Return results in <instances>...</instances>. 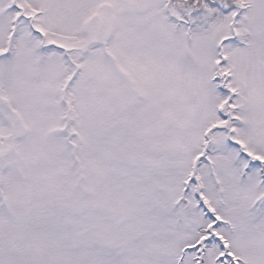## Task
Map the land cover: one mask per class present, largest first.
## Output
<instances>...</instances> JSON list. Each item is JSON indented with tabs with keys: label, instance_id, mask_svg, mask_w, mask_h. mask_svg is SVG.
Returning <instances> with one entry per match:
<instances>
[{
	"label": "snow or ice",
	"instance_id": "obj_1",
	"mask_svg": "<svg viewBox=\"0 0 264 264\" xmlns=\"http://www.w3.org/2000/svg\"><path fill=\"white\" fill-rule=\"evenodd\" d=\"M0 264H264V0H0Z\"/></svg>",
	"mask_w": 264,
	"mask_h": 264
}]
</instances>
